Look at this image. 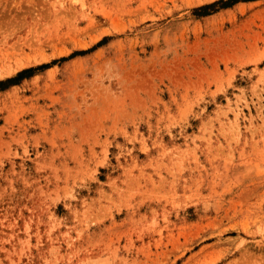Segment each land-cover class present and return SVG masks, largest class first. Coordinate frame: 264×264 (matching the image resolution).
<instances>
[{"label": "rangeland", "instance_id": "374dc122", "mask_svg": "<svg viewBox=\"0 0 264 264\" xmlns=\"http://www.w3.org/2000/svg\"><path fill=\"white\" fill-rule=\"evenodd\" d=\"M0 72V264H264V0H0Z\"/></svg>", "mask_w": 264, "mask_h": 264}, {"label": "bare ground", "instance_id": "6f19581e", "mask_svg": "<svg viewBox=\"0 0 264 264\" xmlns=\"http://www.w3.org/2000/svg\"><path fill=\"white\" fill-rule=\"evenodd\" d=\"M0 73H3V72H0ZM4 74H6V72H4ZM3 76V75H2ZM246 248V247H245ZM248 252V251H247ZM246 257V256H245ZM249 257V256H248ZM252 257V256H251ZM245 259V258H244ZM252 259H253V257H252ZM258 259H260L261 260V258H258ZM257 258L255 259V260H258ZM249 260V259H248ZM264 260V259H263ZM247 263H249V262H247ZM251 263V262H250Z\"/></svg>", "mask_w": 264, "mask_h": 264}, {"label": "trees", "instance_id": "16d2710c", "mask_svg": "<svg viewBox=\"0 0 264 264\" xmlns=\"http://www.w3.org/2000/svg\"><path fill=\"white\" fill-rule=\"evenodd\" d=\"M232 1H235V0H232Z\"/></svg>", "mask_w": 264, "mask_h": 264}]
</instances>
